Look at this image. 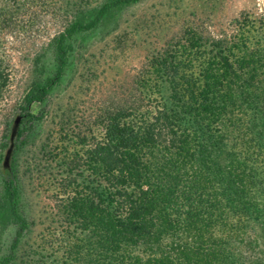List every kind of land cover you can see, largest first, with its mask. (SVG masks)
Segmentation results:
<instances>
[{
  "label": "trees",
  "instance_id": "trees-1",
  "mask_svg": "<svg viewBox=\"0 0 264 264\" xmlns=\"http://www.w3.org/2000/svg\"><path fill=\"white\" fill-rule=\"evenodd\" d=\"M141 2L0 0V112L13 74L8 38L40 13L60 27L4 122L0 264H264V18L237 20L231 37L185 29L148 56L131 102L75 120L71 132L68 116L60 140L37 142L87 42ZM24 167L58 183L61 257L29 252Z\"/></svg>",
  "mask_w": 264,
  "mask_h": 264
},
{
  "label": "rangeland",
  "instance_id": "rangeland-1",
  "mask_svg": "<svg viewBox=\"0 0 264 264\" xmlns=\"http://www.w3.org/2000/svg\"><path fill=\"white\" fill-rule=\"evenodd\" d=\"M41 15L29 32L21 31L6 42L13 74L0 112V140L4 122L12 116L13 106L21 100L31 81L35 53L60 29L50 17ZM243 17L264 18V0H142L123 10L114 32L109 34L110 29L106 30L87 42L82 63L51 98L50 114L37 142L47 137L51 142L60 140L61 122L68 116L73 121L68 128L71 132L77 126L74 122L92 123L105 107L131 102L137 93L135 80L148 56L163 50L185 29L231 37L237 33L236 21ZM23 174L24 205L35 222L26 239L29 252L61 257L69 242L62 235L65 229L57 208L58 183L46 171L34 169Z\"/></svg>",
  "mask_w": 264,
  "mask_h": 264
}]
</instances>
